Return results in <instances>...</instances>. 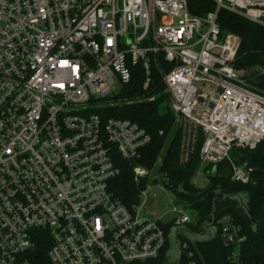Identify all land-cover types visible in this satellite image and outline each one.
<instances>
[{"label": "built area", "instance_id": "obj_1", "mask_svg": "<svg viewBox=\"0 0 264 264\" xmlns=\"http://www.w3.org/2000/svg\"><path fill=\"white\" fill-rule=\"evenodd\" d=\"M189 1L0 0V264H31L42 232L52 264L145 262L166 244L161 224L193 223L179 208L170 221L145 218L146 191L133 210L109 191L116 157L133 160L151 141L137 123L98 112L97 102L119 94L120 104L166 94L186 141L181 162L193 153L194 128L203 167L225 162L233 182L251 181L253 168L231 150L264 142V96L234 68L241 40L220 28L218 14L264 26V0H213L205 16ZM137 65L144 88L156 71L164 92L122 96ZM132 171L136 182L149 176ZM221 222L223 241L237 247L232 264H241V228L229 216Z\"/></svg>", "mask_w": 264, "mask_h": 264}, {"label": "trees", "instance_id": "obj_2", "mask_svg": "<svg viewBox=\"0 0 264 264\" xmlns=\"http://www.w3.org/2000/svg\"><path fill=\"white\" fill-rule=\"evenodd\" d=\"M189 6L196 16H205L216 8L213 0H190ZM218 23L223 31L240 38L234 68L241 73L250 90L264 96V26L227 10L219 12ZM132 72V80L122 90V96L137 100L164 92L162 78L156 71L147 89L144 88L142 65L134 66ZM165 99L170 103V97L164 94L155 101L118 104L98 111L104 119H129L144 128L151 137L150 143L133 160L116 157L120 172L108 184L113 197L130 210L140 205L141 194L148 183V179L140 182L134 179L132 169L140 166L154 171L153 182H159L177 201L187 203L197 220L180 228L173 227L172 222L161 224L167 240L159 257L133 264H232L231 256L237 247L223 241L221 220L225 216L233 219L234 224L241 228L240 235L245 238L239 248L241 264H264V142L255 149L233 147L231 150L234 162L246 163L253 168L249 183H237L231 178L221 177L220 172L228 164L223 162L204 167L212 180L208 188L198 191L191 178L201 165L200 148L204 137L199 130L195 151L186 163L181 162L182 129L170 105L165 113L160 112V104ZM214 167L217 175L212 173ZM208 228L213 233L205 237ZM171 232L179 250V257L174 260L171 257ZM47 237L44 232L38 236L36 249L29 253L31 264H52L48 258L50 243Z\"/></svg>", "mask_w": 264, "mask_h": 264}, {"label": "rangeland", "instance_id": "obj_3", "mask_svg": "<svg viewBox=\"0 0 264 264\" xmlns=\"http://www.w3.org/2000/svg\"><path fill=\"white\" fill-rule=\"evenodd\" d=\"M121 96L116 95L115 97L111 98L110 100H103L97 102V105L107 107L112 106L117 103H123V100H120ZM170 105L167 99L161 102L160 104V112L165 113L167 107ZM180 126V124L178 123ZM182 129V126H180ZM193 128V127H192ZM193 135H196V139H193L192 144L194 147L193 152L196 148V141L198 139L199 130L192 129ZM184 141V136L182 132V142H181V150ZM149 176L145 179H148V183L144 191H146V196L143 197L142 201V214L145 218L152 219V220H161V221H170V218L173 216L172 210L174 208H179L187 212V214L191 217L193 222H196L195 219V212L189 208V205L185 202H179L175 199L173 194L165 189L159 182H153L156 176L154 171H149ZM212 178L207 175L204 167L199 165V168L195 175L191 178V183L198 191H204L206 188L210 186ZM244 199V198H243ZM212 229L208 228L205 234V237H209L212 235ZM171 240H172V247H171V257L172 259H177L179 257V250L177 246L174 244V235L171 232Z\"/></svg>", "mask_w": 264, "mask_h": 264}, {"label": "water", "instance_id": "obj_4", "mask_svg": "<svg viewBox=\"0 0 264 264\" xmlns=\"http://www.w3.org/2000/svg\"><path fill=\"white\" fill-rule=\"evenodd\" d=\"M213 175H217L218 171L216 169V167L213 168ZM220 176L223 178H229L231 176V169L230 167H226L224 168L221 172H220Z\"/></svg>", "mask_w": 264, "mask_h": 264}]
</instances>
